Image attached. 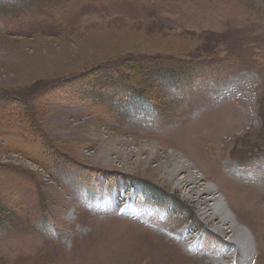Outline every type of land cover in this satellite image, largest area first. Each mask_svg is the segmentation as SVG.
<instances>
[{
  "label": "rangeland",
  "instance_id": "1",
  "mask_svg": "<svg viewBox=\"0 0 264 264\" xmlns=\"http://www.w3.org/2000/svg\"><path fill=\"white\" fill-rule=\"evenodd\" d=\"M100 66H128L133 87L131 76L158 72L147 88L155 124L144 127L146 96L122 79L106 75L96 90L73 83ZM229 68L216 92L224 77L212 74ZM186 69L203 77L183 98L171 79ZM115 79L119 93L107 89ZM261 82L258 0H0V264H211L219 237L235 235L216 215L218 196L248 231L253 264H264V184H237L225 171L227 153L239 167L236 157L264 156V105L259 118L251 102ZM73 174L141 181L219 234L190 255L158 230L163 210L144 223L96 214ZM121 191L113 199L130 194ZM108 206L115 212V200Z\"/></svg>",
  "mask_w": 264,
  "mask_h": 264
},
{
  "label": "trees",
  "instance_id": "2",
  "mask_svg": "<svg viewBox=\"0 0 264 264\" xmlns=\"http://www.w3.org/2000/svg\"><path fill=\"white\" fill-rule=\"evenodd\" d=\"M258 6L260 8H263L264 7V0H258ZM171 67H173L172 69L175 70L177 68H179L180 66L179 65H170ZM111 67L110 66H105V67H97V68H94L93 70L81 75L79 78H73L75 79L73 81V83H81L82 85L88 87V88H94L95 84H96V81L101 77H105L106 73L108 72V70L110 69ZM129 72V67L126 66V68H114V72L112 73V76H116L120 79H122V82L125 84L127 82V84H125L126 88L129 89V91L131 90H134V92H139V94H148V90L147 88H150V86L157 81V78H156V73H152V72H149L147 70L144 69V72L142 71L141 72V75H140V78L139 76H131L132 80L135 81V79H139V83L141 86V88L137 87L136 85L133 87L132 84H131V79H130V76L128 75V73L126 72ZM190 72L189 69H186V71L184 73H181V74H177L176 76H173L172 78L174 79H178L180 81H182L183 79H186L187 76H188V73ZM123 73H126V76H124L125 74ZM145 76V77H143ZM124 77H127V80L124 78ZM177 77V78H176ZM180 77V78H179ZM119 86V85H118Z\"/></svg>",
  "mask_w": 264,
  "mask_h": 264
},
{
  "label": "bare ground",
  "instance_id": "3",
  "mask_svg": "<svg viewBox=\"0 0 264 264\" xmlns=\"http://www.w3.org/2000/svg\"><path fill=\"white\" fill-rule=\"evenodd\" d=\"M180 169H182V165L178 166ZM177 169V168H176ZM210 191L213 192V188L210 187ZM214 210L216 211V215L218 218H220L224 222H228L232 225L233 229L235 230V235L233 238V241L235 245L241 246L244 249L250 248V238L247 233V231L239 226L235 221L234 218L231 217L230 212L227 210L225 202L223 201L221 196H218V203L215 205ZM250 255H251V248L249 249Z\"/></svg>",
  "mask_w": 264,
  "mask_h": 264
}]
</instances>
